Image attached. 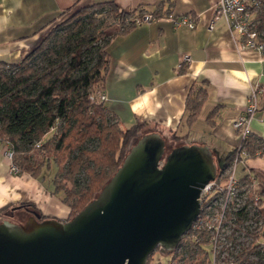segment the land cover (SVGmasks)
Returning a JSON list of instances; mask_svg holds the SVG:
<instances>
[{
    "label": "crops",
    "instance_id": "0c3cea01",
    "mask_svg": "<svg viewBox=\"0 0 264 264\" xmlns=\"http://www.w3.org/2000/svg\"><path fill=\"white\" fill-rule=\"evenodd\" d=\"M104 1L111 0H0V60L21 61L63 11ZM112 1L127 11L144 7L169 12L112 38L102 90L106 104L124 127L141 122L145 131H160L170 142H175L170 138L175 133L182 143L208 144L222 161L239 143L234 120L248 103L252 87H264V51L240 45L241 35L223 16L216 17L218 0ZM184 16L195 26L178 23ZM187 53L191 59L178 68ZM196 94L201 105L190 120L187 101ZM260 103L252 136L264 139V92ZM53 176L13 172L0 148V220L4 211L21 203H33L45 217L68 219L71 209L63 191H55ZM235 176L242 182L248 177L250 189L261 196L264 153H250L237 164ZM14 215L26 220L30 212L22 208Z\"/></svg>",
    "mask_w": 264,
    "mask_h": 264
},
{
    "label": "trees",
    "instance_id": "16d2710c",
    "mask_svg": "<svg viewBox=\"0 0 264 264\" xmlns=\"http://www.w3.org/2000/svg\"><path fill=\"white\" fill-rule=\"evenodd\" d=\"M261 3L255 21L257 29L263 33L264 0ZM72 10L73 13L56 25L21 61L0 60V136L12 144L14 161L21 171L38 176L45 167L50 168L52 161L56 163L52 180L55 191H64L63 200L71 209L69 218L97 195L121 165L134 141L151 132L145 131L141 122L124 127L106 100L99 97L109 67L108 46L112 38L131 29L135 25L134 18L147 9L137 7L127 11L111 0L69 8L63 14ZM152 12L160 16L169 10ZM116 22L121 26L108 31ZM200 105L198 94L188 98L187 108L192 111L190 120ZM170 138L176 145L182 144L181 137L175 133ZM257 149L264 153V139L252 136L248 150L254 154ZM234 156L235 149L220 162L219 172L232 163ZM243 182L250 183L248 177ZM263 201L264 189L258 206L248 210L249 200L242 209L235 211L236 224L227 235L228 240H236L235 233L246 219L262 220L261 228L247 232L252 239L238 250L236 264H264V218L260 209ZM22 208L30 214L34 210L40 213L33 203H21L4 211L1 220L13 219L15 211ZM190 233L193 228L184 234L179 246L198 250L200 264H216L220 252L210 258V251L202 246L209 241V234L199 231V239L193 241L191 249L192 243H185ZM158 248L172 252L161 246ZM252 255L256 258H251Z\"/></svg>",
    "mask_w": 264,
    "mask_h": 264
},
{
    "label": "water",
    "instance_id": "95a60500",
    "mask_svg": "<svg viewBox=\"0 0 264 264\" xmlns=\"http://www.w3.org/2000/svg\"><path fill=\"white\" fill-rule=\"evenodd\" d=\"M219 164L208 144L171 147L160 131L144 133L73 217L41 219L34 210L22 222L2 219L0 264H147L192 229Z\"/></svg>",
    "mask_w": 264,
    "mask_h": 264
},
{
    "label": "built area",
    "instance_id": "2783aa9c",
    "mask_svg": "<svg viewBox=\"0 0 264 264\" xmlns=\"http://www.w3.org/2000/svg\"><path fill=\"white\" fill-rule=\"evenodd\" d=\"M259 7L260 0H218L216 17L223 16L230 29L241 35L240 45L242 47L263 52L264 32L262 33L257 29L255 21V13ZM156 18L157 16L153 12L144 11L142 15L135 17L134 21L135 24H140L150 22ZM177 21L178 23H187L191 27L195 26V21L186 16L179 18ZM190 59V55L185 54L178 68L183 67ZM263 92V86L255 85L252 87L248 103L234 120V126L240 135L239 143L235 148L234 159L231 164L218 173L214 180L206 184L201 192L202 211L192 228L198 229L201 227L203 225L201 223L205 221L203 215L211 214V219L206 220L205 223L208 224L209 240L213 245L212 251L214 254L217 250L221 251V240L225 237L223 235L224 226H235L236 224L234 221L236 219L235 211L242 209L249 200L251 202L248 205V210L259 205L261 196L257 193L250 195L249 185L244 184L235 176V170L237 164L250 155L248 141L253 135L251 123L256 112L261 108L260 95ZM99 97L106 100V94L103 91L99 92ZM262 119L264 120V115ZM0 148L2 153L10 160L11 170L19 173L21 168L14 161L15 151L10 141L0 136ZM261 152L262 149H257L258 154ZM216 209L217 211L214 212L213 210ZM250 214L252 215V211ZM252 221L257 229L262 227V220L253 219Z\"/></svg>",
    "mask_w": 264,
    "mask_h": 264
},
{
    "label": "rangeland",
    "instance_id": "374dc122",
    "mask_svg": "<svg viewBox=\"0 0 264 264\" xmlns=\"http://www.w3.org/2000/svg\"><path fill=\"white\" fill-rule=\"evenodd\" d=\"M262 5L261 0H260V6ZM73 13V10L62 14L61 16H59L58 18L54 19L43 31V38L49 34V32L56 26L58 25L62 20H64L66 17H68L70 14ZM121 26L120 23L116 22L114 24L111 25V27L108 28V31L112 32L116 29H118ZM187 142H191V139H188ZM169 146H175L177 143L176 142H170L168 141ZM197 143V142H194ZM200 144V143H198ZM225 152H222L220 155L221 156H225ZM215 159L217 162L220 163V161H218L220 159V156L215 152ZM57 170V165L54 161L51 162V166L50 168L45 167L43 169V172L45 173V177L49 178L50 175L55 174ZM66 182V181H64ZM66 184H68L69 186L71 185L70 182H66ZM64 193V191H63ZM263 206V211H264V202L262 203ZM214 212L217 211L213 210ZM205 220L203 223H201V227L197 228H193V233H190L189 235L186 236V240L185 243H192V246L190 247L191 249L193 248L194 244L193 241H195L196 239H199L198 236V232L199 231H206L209 236V230H208V224H206V220L211 219V214H205L203 215ZM23 217H14L12 220L17 221V222H22L25 219H22ZM253 219L248 218L245 220V222L243 224L240 225V229L237 230V232L235 233L236 240H228L227 239V235L230 234L233 231V226L234 225H225L224 226V230H223V235L225 236L224 238H222V247L221 249H223L222 251L217 250V252L215 254H218L220 252V257L219 259L216 260V264H236L235 259L237 258V252L238 250L245 246L252 238L249 234H247V232L249 230H252L255 228V223L252 221ZM185 245V244H184ZM203 247H205L208 251H210V258H214L215 254L213 253V245L210 243V240L207 241L206 243H204L202 245ZM220 247V246H219ZM218 247V248H219ZM226 247V248H225ZM228 247V248H227ZM200 256L201 253L197 250H193L190 251L188 249H186L184 246H179L175 251H172L170 253L168 252H164L158 249H156L152 256L151 259L149 261V264H200ZM251 258H256L255 255H252ZM211 264H215L211 263Z\"/></svg>",
    "mask_w": 264,
    "mask_h": 264
},
{
    "label": "flooded vegetation",
    "instance_id": "af4514ba",
    "mask_svg": "<svg viewBox=\"0 0 264 264\" xmlns=\"http://www.w3.org/2000/svg\"><path fill=\"white\" fill-rule=\"evenodd\" d=\"M13 216L15 217V215H14V214H13ZM13 216H12V218H14Z\"/></svg>",
    "mask_w": 264,
    "mask_h": 264
}]
</instances>
